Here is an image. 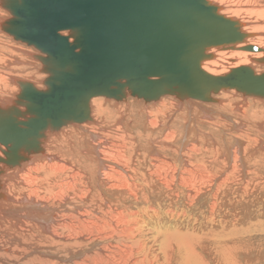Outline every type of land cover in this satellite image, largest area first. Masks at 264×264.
Wrapping results in <instances>:
<instances>
[{
  "label": "water",
  "instance_id": "1",
  "mask_svg": "<svg viewBox=\"0 0 264 264\" xmlns=\"http://www.w3.org/2000/svg\"><path fill=\"white\" fill-rule=\"evenodd\" d=\"M1 29L35 48L44 88L18 80L0 107V156L9 167L44 151L47 130L93 120L95 97L145 102L164 96L216 101L234 89L264 98V71L250 65L215 75L203 68L212 48L235 49L250 33L210 0H0ZM242 48V46H240ZM258 51L247 45L242 49ZM257 61L264 62L263 58ZM24 106L26 110H21ZM26 115L27 118H24ZM2 150V149H1ZM4 169L0 166V176ZM1 187V181H0ZM3 195L0 192V197Z\"/></svg>",
  "mask_w": 264,
  "mask_h": 264
},
{
  "label": "rangeland",
  "instance_id": "2",
  "mask_svg": "<svg viewBox=\"0 0 264 264\" xmlns=\"http://www.w3.org/2000/svg\"><path fill=\"white\" fill-rule=\"evenodd\" d=\"M3 11L4 10L0 9V17L4 18L6 14L7 16H9V13H7L6 10L4 12ZM238 18L242 19V16ZM0 32V49L3 50V56H7L8 54L7 57L5 56L6 59L16 58L20 60H27L28 56L27 54L23 53V51L30 52V54L38 53L35 48L27 46L22 42L13 40L10 35L6 34L5 32L4 34L3 31ZM21 43L22 45H20ZM248 43L253 44L252 42L247 40V42L241 44L240 46H245ZM1 44H3L4 46ZM12 46H18V48L22 46L23 48H20L21 50H19L17 47ZM230 50H233L235 52H238L239 50V52L241 53H254L251 51L249 52L248 50L246 51L242 48ZM221 51L225 50L219 48L218 50L217 48L211 49L210 52L214 53L215 56L211 59L206 60L207 63L205 61L204 66H208L209 63L218 60V58H220L219 52ZM30 57L33 62L40 65V61L37 58L33 56ZM234 58L235 57L230 56L227 59L230 62L227 61L226 65H223L228 66L233 62L235 63L237 59ZM254 62V64H256L257 66L255 67L257 71L261 69L263 70L264 62ZM0 70H3V68H0ZM218 70L219 69L214 71H216L217 73ZM41 74L43 73H34V77L30 79L34 82L40 81V84L43 86V79H40ZM21 77L23 78L24 76H20V78ZM7 89L3 90L1 94L6 98H10V96L13 95V85ZM216 98H218V101L221 99V102L199 103L209 104L213 108L220 109L230 115V118L222 117V119H220V114H214L211 120L203 119L204 117H202V119L200 120H196L198 129H200V131L208 132V134H211L213 136L208 134L206 136H204V134H200L199 136L195 135L197 137L204 136V138L200 137V140H190L191 143H194V148L189 152V150H185V148L182 147L187 143L184 138H186L188 129L187 125H185L184 116L173 112L175 110V105L173 104L172 100H177L176 97L164 96L162 97V99L156 101L162 103V105L164 106L160 111H156V107L147 106V104L149 103L144 102L142 99L130 97L128 102V105L130 104V112L128 111L129 113H127L128 120L124 122L126 124L124 126H117L118 119L122 117V114L119 112V108L114 106V103L116 101L113 99L109 100L105 97H95L91 102L93 108L92 117H96L98 119V129L102 134L104 133V138L110 140V142H115L114 145L112 143L113 147L116 145H123L122 151L124 152L125 157L123 156L121 163L127 160L129 166L128 170L132 171L130 172V175L126 177L121 176L120 174H118V172L114 174L117 177H119L118 175L121 176L120 181H124L130 177L127 180L130 183L129 188H131L129 190H120L121 193H119V195L111 197V194L114 192V190L112 188H108L109 185L107 184V188L104 186L107 192L103 193V191L101 190L102 186L98 182L101 181V178L98 175L99 172H96L97 168L95 167L94 162L85 160L83 158L84 154H82L81 152L85 149V145L83 142L84 139L81 140L83 136H81V134H79L77 130H75V132L81 138L79 139V137H77L76 143L73 147L74 149L72 150L73 152L68 151L65 154L63 151H60L62 152L61 158L66 160V162H69L70 165H68L70 166V168L67 167L64 172L61 171L59 173H54L48 170V164L44 168L39 167V170L37 172H33L35 174L34 176L39 179L37 183L45 184L46 182L54 185L65 180L64 182H67L68 184L74 186L76 191L78 190L79 192H81V190L84 188L90 189L89 201H92V203L96 204V207H98V209H101L102 211L107 209V206L104 202L106 201V203H108L107 200L112 201V210L115 211L116 209L118 212H121L120 214H118L119 217L121 216V219H116L120 220V225H117L115 220V227H118V230H122L120 228L124 224V226L122 227H126V229H129L130 225L136 223L137 231H134L136 232V234L134 233L135 236L133 235V238H138L136 240H138L142 244H138L137 246H140L141 249H143L142 253H145V255H147H141L140 257L150 256V258L152 259L151 264H164V262L165 264H171V258L175 257V253H172L170 251H163L160 246V240L163 239V236L165 235L164 233H168L170 231L179 232L182 234H190L191 236L195 235L194 237L198 235L196 238L201 241L200 243L211 244L212 247L215 246V249L206 248L205 245H203V248L197 246L198 252H200L206 258L208 264H218L215 261L216 256L219 255V252H221L222 254L224 250L226 253H228V255L236 259L237 262L235 261L234 264H264V146H261V144L264 145V128L262 129L260 125L264 124V104L259 100V98H255L254 96H244L242 93L234 89L222 91L218 95H216ZM145 109L153 112L152 119H156V122H158L157 124L159 125L156 126L150 124V126L149 123H145V116L147 111ZM166 109H168V111ZM178 109H181L183 113H188L187 108ZM103 115L104 117L102 118ZM199 115L202 114H200V112H196V116L198 118L200 117ZM105 121L107 123H105ZM133 121L136 122L134 123ZM188 121L189 120H186V123H188ZM89 123L90 125H92L91 122ZM128 123H130V125ZM238 123L243 124V126H238ZM129 126H131V129L129 128ZM143 126L145 127L143 128ZM165 128L170 132L173 130L172 132H174L175 134L174 137H171L173 138V140L171 138H166L165 135H168L170 132ZM69 129L72 130V127H67V130ZM152 136L154 137V139ZM161 139H163L164 141H162ZM80 142H82L83 144H81ZM190 142L186 144L185 147H189ZM152 143H154V145ZM240 145H242V147H240ZM151 147H153V150H151ZM237 148L239 152L236 154V156L238 155L241 159L242 154L247 152L246 158L241 159L242 161L238 159L233 162V158L235 156L234 151ZM245 148L248 150H242ZM250 152H253L251 156ZM137 153L139 154L137 155ZM157 153L162 156H157ZM127 155L128 157H126ZM154 155L156 159L153 158ZM152 160H154L155 162ZM186 161L190 164H187ZM133 163L134 165H132ZM172 167L175 168L173 169ZM77 170H79L78 172H81L83 174L81 177L77 178L75 182H73V180L69 177L71 173ZM49 172L50 176L48 177ZM159 172L161 174H159ZM86 173L88 176L86 175ZM160 178L162 180H160ZM81 180L83 181V183ZM165 180H167V182ZM70 193H74L73 189L70 191ZM134 193L136 194V197ZM92 197L96 198L93 199ZM147 210L148 213H142L146 212ZM129 211L130 213H128ZM124 212H126L127 214H123ZM131 212L137 214L136 216L134 215L136 219H138L137 222H135L136 220L131 218L134 217L132 216ZM145 215L148 217H146ZM98 216L99 217H96L95 220L100 221V223H106L109 225L113 223L111 221L112 218L108 217L107 215ZM142 219L145 221V225ZM124 220L130 221L128 224L126 222L122 223V221L124 222ZM132 221L134 223H132ZM164 224L166 228H164ZM143 226L147 227L145 228ZM158 229H160V232L158 231ZM216 239L218 240L216 241ZM133 242L134 240L129 241L131 247H137L135 244H133ZM150 243L153 244L151 245ZM135 249L137 250V248ZM118 254H122V252ZM151 255H153L154 257H152ZM135 256L136 254L134 255V258ZM24 261L26 262V259L23 260V262Z\"/></svg>",
  "mask_w": 264,
  "mask_h": 264
},
{
  "label": "bare ground",
  "instance_id": "3",
  "mask_svg": "<svg viewBox=\"0 0 264 264\" xmlns=\"http://www.w3.org/2000/svg\"><path fill=\"white\" fill-rule=\"evenodd\" d=\"M210 1L219 5L221 7L220 13H222L226 16L232 17L234 19H239L238 17L242 16L243 20L239 19L240 21H242L245 24L243 26L242 30L251 34L250 36H248L246 38L245 42H247V40H249L253 44L248 43L247 45H252V46L258 47L259 49H258V51L248 50L249 52L251 51L254 53H241V52H239V50H238V52H235L233 50H230L231 48L222 49L225 51L219 52L220 58H218V60L213 61V62L209 61V62H211L208 65L209 67L204 66V63H203L204 70H206L209 73L215 74V75H220V74L227 73L230 68L237 67L240 65H250L251 67H253L255 69V67H257V66H256V64H254L255 63L254 61H257L258 58L264 57V0H210ZM0 9L5 11V9L1 6V4H0ZM0 14H1V12H0ZM8 17L9 16H7V14L5 15L4 18L0 17V31H2L1 23ZM3 33H4V31H3ZM245 42H243L241 44H244ZM241 44H238L235 49L240 48ZM1 45H3V44H1ZM20 45H22V43ZM247 45H245V46H247ZM245 46H242V48ZM12 47L18 48V46H12ZM20 48L22 49L23 47L20 46L18 49L21 50ZM214 49H216V48H214ZM219 49H221V48H219ZM217 50H218V48H217ZM244 50L247 51V49H245V48H244ZM2 51L3 50L0 49V68H3V70H4V71L0 70V107L5 108V107L13 104V101L16 99V95L20 92V87L17 83L18 80L33 82L34 85L40 89L44 88V86H42L40 84L41 83L40 81L34 82L30 79V78L34 77V73L38 74V72H41V68H42L41 63L39 65L30 59L31 58L30 56H33L34 54H30V52L23 51V53L27 54V56H28L27 60H20V59H16V58L14 59L13 57H12L13 59L10 58L11 59L10 60L7 58L8 59L7 60L6 57L8 56V54L6 53L7 56L5 55L6 56L5 57L2 55L3 54ZM215 52H216V50H215ZM35 54H39V52L35 53ZM214 56H215V54H214ZM230 56L235 57L237 59V61H235V63L233 62L232 64H230L228 66H224L223 64L226 65L227 61H229L227 59ZM257 62H260V61H257ZM206 63H207V61H206ZM217 69H219L218 70L219 73L218 72L216 73V71H214ZM262 71H264V67H263V70L262 69L258 70V71L256 70L257 73H260ZM42 73L43 74L40 75V77H41L40 79L44 80L46 78L47 74L44 72H42ZM8 76H9V78H8ZM20 76H24V77L20 78ZM38 79H39V77H38ZM43 80H42V84H43ZM12 85H13V89H12L13 95L10 96V98H6L1 93L3 92V90L9 88ZM7 90H9V89H7ZM130 97L131 96L128 95L123 100H120V101L115 100L116 102L114 103V106L118 107L120 110L119 112L122 114V117L118 119L117 126L118 125H123V126L126 125L124 122L126 120H128L127 113L130 112V104L128 105ZM214 98L216 99V101L203 102V103H213V102H219L221 100L220 99L218 101V98H216V95H214ZM242 98H244V97H242ZM255 98H259V100L261 102H263V104H264V98H261V97H255ZM108 99L110 100V98H108ZM172 101H173V104L175 105L174 106L175 110L173 109L174 110L173 112L184 116L185 125H187V128H188L186 138H184L185 141L187 142L186 144H188L190 142V140H192V139L200 140V137L204 138V136H206L208 134V132L200 131V129H198L196 120H200V119H202V117H204L203 119L211 120V118L214 116V114H217V115L220 114L221 115L220 119H222V117L230 118V115H228L226 112H224L220 109H217V108H213L209 104L199 103V102H202L199 100H194V99L179 100V99H177V100H172ZM148 103L149 104H147V106L156 107L155 108L156 111L157 110L160 111L164 107L162 105V103H160V102L152 101V102H148ZM121 105H123V106H121ZM159 106H161V107H159ZM91 108H92V105H91ZM178 108H187L189 115L187 112L183 113L182 110L178 109ZM20 109L24 110V111L26 110V108L24 106H20ZM145 110H147V109H145ZM166 110L168 111V109H166ZM241 111H242V109H241ZM196 112H200V114H202V115H199L200 117L198 118L197 117L198 115L196 116ZM152 113L153 112H150V110L146 111V116H145L146 122L145 121L144 122L146 124L149 123V125L151 124V125L157 126L159 124H157L158 122H156V119H152ZM91 115L93 116V108H92ZM108 115H109V113H108ZM150 115H151V118H150ZM27 116L28 115L23 117V119L27 118ZM103 117H104V115L102 116V118ZM186 120H189L188 123H186ZM89 122H91L92 125H90ZM133 122L135 123L136 121H133ZM102 123H103V121H102ZM105 123H107V122L105 121ZM159 123H161V122H159ZM162 123H163V121H162ZM97 124H99L98 119L96 117H94L93 120H90L88 122L72 123L69 125H63L59 129L47 130L46 131V138L43 142V148H44L43 152L31 154L27 160L23 161L19 165H15L12 167H9L3 161L0 162V166L4 169L3 174L0 176V181H1L0 192L3 193V195L0 197V264H151L152 263V261H151L152 259L150 258V256L145 257L147 255H145V253L144 254L142 253L143 249H141L140 246H137L138 244H142V243H140L138 240H136V239H138L137 237H136V239H135V237L133 238L134 233L136 234V232H134V231H137L136 223H134L132 221V223H134V224L130 225L129 229H126V227H122V226H124V224L120 228L122 230H118V227H115L114 221L116 219H121L120 218L121 216L120 217L118 216V214H120L121 212H118L116 209H115V211L112 210V208H113L112 207L113 206L112 201L107 200L108 203H106V201H105L104 203L106 204L107 209L102 211L101 209L99 210L98 207H96V204L92 203V201H89L90 189L84 188L81 190V192H79L78 190L76 191L74 186L68 184L67 182L65 183L64 182L65 180L63 182H58L54 185H52L51 183H46L45 181H43V182H45V184L43 183L44 184L43 185V184L37 183V181L39 179L36 176H34L35 174L33 172H37L39 170V167H42V168L46 167L47 164L49 166L48 170H50V172L52 171L54 173H59L61 171L64 172V170L67 167L70 168L69 162L68 161L66 162V160L61 158L62 152H60V151H63L65 154L68 151L73 152L72 150L74 149L73 147H74V144L76 143L77 137H79V139L81 138L75 132V130H77L79 132V134H81V136H83L81 138V140L84 139L83 142L85 145V149H84V151L81 152L82 154H84L83 158L85 160H90L91 162H94L95 167L97 168L96 172H99L98 175L101 178V181H98V182L102 186V189L101 188L100 189L103 191V193L107 192L104 188V186L107 188V184L109 185L108 188H112L114 190V192L111 194V197L119 195V193H121L120 190H124V189L129 190L131 187L129 188L130 183L127 179H129L130 177L124 181H120L121 176H124V177L129 176L130 172H132V171L128 170L129 166H128L127 160H126L127 162L124 161L123 163H121V160L124 156V152L122 151L123 145H118V146L116 145L113 147L115 142L114 143L110 142V140H107L106 138H104V136H103L104 133L102 134L99 131V129H98L99 127ZM128 124L130 125V123H128ZM238 124H239L238 126H240V127L243 126V124H241V123H238ZM260 125L263 129L264 124H260ZM67 127H72V130H70V129L67 130ZM130 127L131 126H129V128ZM144 127L145 126H143V128ZM157 128H159V127H157ZM148 130H149V128H148ZM154 130H156V129H154ZM167 131H169V130H167ZM172 131L171 132L169 131L170 133L168 135L167 134L165 135L166 138L170 139L171 137H174L175 134ZM200 134L201 135L204 134V136H200V137L195 136V135L199 136ZM208 135H211V134H208ZM74 136H75V139H74ZM211 136H213V135H211ZM153 139H154V137H153ZM171 139L173 140V138H171ZM156 140H157V138H156ZM161 140L164 141L163 139H161ZM47 141H48V143H47ZM123 141H124V138H123ZM80 143L83 144L82 142H80ZM112 143H113V145H112ZM116 144H118V143H116ZM152 144L154 145V143H152ZM186 144L182 147H184L185 150H189V152L192 151L194 148V143L190 142L189 147H185ZM261 146H264V145L261 144ZM240 147H242V145H240ZM152 148L153 147H151V150H153ZM158 148H159V146H158ZM162 148H163V146H162ZM3 150H6V147L3 145H0V151H1L0 156L2 158L6 159V156L3 153ZM242 150L247 151L248 149L245 148ZM238 152L239 151L237 148L234 151L235 156L233 158L234 159L233 162L240 159L238 155L236 156V154ZM254 152H256V151H254ZM54 153H56V154H54ZM246 153L242 154L241 159L246 158ZM138 154L139 153H137V155ZM252 154H253V152H250V156ZM158 155L159 154L157 153V156ZM160 156H162V155H159V157ZM126 157H128V155ZM79 158H80V156H79ZM153 158L156 159L155 155ZM152 161H154V160H152ZM186 163L188 164L189 162L186 161ZM132 165H134V163ZM73 166H74V164H73ZM200 168H203V167H200ZM78 171L79 170L70 174L69 178H71L73 180V182H75V180L77 178L81 177L83 174V173L78 172ZM156 171H158V170H156ZM196 171H198V170H196ZM50 172L48 173V177L50 176ZM116 172H118V174H120L121 176L118 175L119 177H117L114 174ZM159 174H161V173L159 172ZM86 175H87V173H86ZM176 175H178V174H176ZM158 176H160V175H158ZM192 177H194V176H192ZM157 179H159V178H157ZM185 179H183V180H185ZM160 180H162V179L160 178ZM165 181L167 182V180H165ZM201 182H202V180H201ZM53 183H55V182H53ZM82 183H83V181H82ZM148 183H150V182H148ZM186 183H187V181H186ZM72 189L74 191L73 194L70 193V191ZM135 197H136V194H135ZM94 198H96V197H94ZM108 199H110V198H108ZM123 209H120V210H123ZM125 209H126V207H125ZM148 210L146 212H142V213H148ZM150 210H152V209H150ZM125 211H128V210H125ZM168 212H169V210H168ZM125 213L126 212H124L123 214H125ZM128 213H130V211ZM98 215H100V216L101 215H107L108 217L112 218L111 221L113 223L111 225L106 224V223H100V221L95 220L96 217H99ZM134 215L136 216L137 214H134V212H133L132 216H134ZM140 215H138V216H140ZM166 215H168V214H166ZM134 217H131V218H133L134 220H136L135 222H137L138 219H136V217L135 218ZM146 217H148V216H146ZM142 220H140V221H142ZM119 221L120 220H116L117 225L118 224L120 225ZM129 221L130 220H124V222L122 221V223L126 222L128 224ZM143 222L145 225L144 220H143ZM164 226H165V224H164ZM143 227H145V226H143ZM145 228H143V229H145ZM164 228H166V226ZM159 230L160 229H158V231ZM220 231H222V230H220ZM164 234L165 235L163 236V239L160 240V246L163 249V251H167V252L170 251L172 253H175V257L171 258V264H208L206 258L200 252H198L197 246H200V248H203V245H205L206 248H210V249L216 248L215 246L212 247L211 244L200 243L201 241H199L196 238L198 235L196 237H194L195 235L191 236L190 234H182V233L174 232V231H172V232L170 231V232L164 233ZM132 238L134 240L133 244H135L137 246V247H135V248H137V250L134 247H131V245L129 244V241H133ZM115 240H116V242H115ZM154 240H156V239H154ZM157 240H158V238H157ZM217 240L218 239H216V241ZM221 240H222V238H221ZM214 243H216V242H214ZM150 244L152 245L153 243H150ZM156 247H157V245H156ZM219 248H220V246H219ZM145 250H146V248H145ZM120 251L122 252V254H118V253H121ZM135 254H136V256L134 258ZM132 255H133V257H132ZM138 255H139V257H138ZM141 255H145V256L140 257ZM153 255H151V256L154 257ZM25 259H26V262L25 261L23 262V260H25ZM162 259H164V258H162ZM215 261L218 264H234L236 259L234 257L232 258L230 255H228V253H226L224 250V252H222V254H221V252H219V255L216 256ZM164 264H165V262H164Z\"/></svg>",
  "mask_w": 264,
  "mask_h": 264
}]
</instances>
